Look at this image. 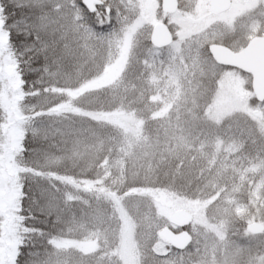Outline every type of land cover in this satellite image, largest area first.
I'll return each instance as SVG.
<instances>
[{"label":"rangeland","instance_id":"obj_1","mask_svg":"<svg viewBox=\"0 0 264 264\" xmlns=\"http://www.w3.org/2000/svg\"><path fill=\"white\" fill-rule=\"evenodd\" d=\"M229 1L225 11L214 13L209 8V0H179L176 11L165 13L160 7L161 0H103L97 14L102 23L109 24L102 42L104 47L107 45L103 69L66 93L70 101L86 95L87 91L111 84L130 58L137 56L146 70L150 95L171 102L169 106L150 110V129L172 121L176 127L177 147L196 142V145L191 144L195 147L194 155L198 153L205 158L218 173L229 170L225 185L215 188L211 194L204 190L195 196L163 189L142 191L149 200L147 208L152 218L161 219L155 235L163 225L173 230L181 229L168 221L171 212L185 209L192 216L184 227L191 235L189 247L175 255L173 248L156 238L150 249L162 259L155 264H264V228L258 233L246 228V224L253 221L264 226V102L255 100L249 74L217 65L207 52L209 43H220L237 51L252 36L264 35V0ZM158 22L165 23L173 35L172 42L162 48L150 43L152 27ZM1 30L0 110L4 121L0 130H4L3 139L9 138L7 144L12 145L32 131L34 119L28 113L36 105L25 102L23 93L7 78L10 70L14 72L15 64ZM203 75L210 79L208 87L201 86ZM7 80L10 83H5ZM204 96L207 101L200 105L198 100ZM3 101L10 104L8 109L2 108ZM194 107L199 108L197 111L206 123L202 135L197 137L191 132L187 134L182 126L184 116L191 117V112H196ZM105 116L119 130L124 147L145 145V142L155 147L153 136L149 139L139 136L143 123L132 113L118 110ZM244 121L248 125L245 126ZM218 128L223 129L221 134L214 132ZM245 134L248 136L246 142L239 138H245ZM107 174V170L102 173L101 182L107 179ZM5 177V173L0 172V178L5 180ZM12 177L15 180L17 173ZM211 178H207L209 185ZM216 185L213 180L212 186ZM2 186L4 195L7 190L12 192L6 183ZM107 191L102 197L109 205L111 226L100 222L104 226L100 229L86 223L81 233L73 238L75 234L71 238L54 237V245L67 251L72 264L145 263V259L150 260L144 250L145 244L137 239L135 225L124 204L111 196L110 189ZM9 203L0 202V264H13L17 253L16 211L14 203Z\"/></svg>","mask_w":264,"mask_h":264},{"label":"trees","instance_id":"obj_2","mask_svg":"<svg viewBox=\"0 0 264 264\" xmlns=\"http://www.w3.org/2000/svg\"><path fill=\"white\" fill-rule=\"evenodd\" d=\"M101 8L99 5L89 12L80 0H0V28L15 64L7 78L23 93L25 102L36 105L28 113L34 119L32 131L12 144L14 147L7 144L9 138L3 139L5 133L0 130V172L6 176L5 180L0 178V202L14 203L18 225L13 264H72L67 251L56 247L53 238L75 234L73 238L86 223L100 229L104 227L100 222L110 225L109 205L102 197L107 189L124 204L137 239L145 244L150 260L145 259L143 264H155L162 258L155 256L150 246L156 240L155 230L161 219L152 218L147 208L149 200L142 191L163 189L195 196L204 190L211 194L228 179L229 170L218 173L213 164L193 154L195 147L191 144L196 142L176 146L172 121L150 129V110L171 102L150 95L146 70L137 56L130 58L111 84L67 100V91L103 69L107 45L102 42L109 24L97 17ZM202 79L201 86L208 87L210 79L206 75ZM6 101L1 106L8 109ZM198 101L205 104L207 97ZM194 108L196 112L184 116L182 126L187 134L197 137L206 123L199 108ZM118 110L141 119L139 136H153L155 147L146 142L124 147L119 130L105 116ZM1 114L0 110V125L4 121ZM221 130L214 132L221 134ZM239 138L248 141L246 134ZM105 169L108 177L101 182ZM213 180L216 186H212ZM4 183L12 192L1 193ZM173 250L175 255L182 253Z\"/></svg>","mask_w":264,"mask_h":264},{"label":"water","instance_id":"obj_3","mask_svg":"<svg viewBox=\"0 0 264 264\" xmlns=\"http://www.w3.org/2000/svg\"><path fill=\"white\" fill-rule=\"evenodd\" d=\"M82 5L90 12L102 4V0H80ZM229 0H210V10L214 13L225 10ZM177 8L176 0H161V9L164 12H173ZM108 12L109 9L106 8ZM172 41V36L167 26L158 22L154 24L150 34V42L156 47L165 46ZM208 51L217 64L241 69L251 76V88L258 102L264 101V36L255 35L239 50L233 51L219 43H210ZM192 216L185 209H178L170 213L168 220L178 226H185ZM251 232H261L263 224L257 221L246 224ZM156 236L162 242L178 250L184 249L191 241V235L186 229L173 231L169 226H162Z\"/></svg>","mask_w":264,"mask_h":264},{"label":"flooded vegetation","instance_id":"obj_4","mask_svg":"<svg viewBox=\"0 0 264 264\" xmlns=\"http://www.w3.org/2000/svg\"><path fill=\"white\" fill-rule=\"evenodd\" d=\"M176 1H177V8H178V6H179V0H176ZM229 3H230V1H229ZM228 6H229V5H228ZM177 8H176L174 11H176ZM209 8H210V7H209ZM227 8H228V7H227ZM227 8H226V9H227ZM226 9H225V10H226ZM225 10H223V11H225ZM174 11H173V12H174ZM163 12H164V11H163ZM173 12H165V13H173ZM220 12H221V11H220ZM216 13H219V12H216Z\"/></svg>","mask_w":264,"mask_h":264},{"label":"clouds","instance_id":"obj_5","mask_svg":"<svg viewBox=\"0 0 264 264\" xmlns=\"http://www.w3.org/2000/svg\"><path fill=\"white\" fill-rule=\"evenodd\" d=\"M122 30V29H121Z\"/></svg>","mask_w":264,"mask_h":264}]
</instances>
